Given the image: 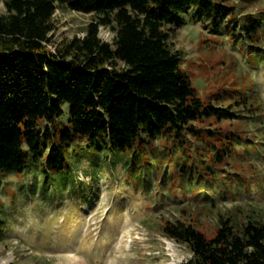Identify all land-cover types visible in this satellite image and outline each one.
Wrapping results in <instances>:
<instances>
[{
    "label": "trees",
    "instance_id": "1",
    "mask_svg": "<svg viewBox=\"0 0 264 264\" xmlns=\"http://www.w3.org/2000/svg\"><path fill=\"white\" fill-rule=\"evenodd\" d=\"M229 1L0 0V183L32 163L44 178L50 173L62 180L71 174L68 147L83 142L91 156L95 147L109 153L107 162L136 187L153 175L159 187L168 178L171 184L197 183L196 194L213 199L216 191L206 184L222 191L230 174L237 175L225 167L235 142L246 146L244 152L255 146L241 133L200 132L194 122L209 115L230 118L241 104L257 121L244 94L255 83L234 89L246 99L219 108L205 104L170 37L181 25L180 14L191 9L189 17L225 32L232 44L252 46L248 62L264 64L252 53L264 43L259 18L236 17ZM57 7L92 14L93 20L81 37L51 50ZM100 26L113 32L111 41L99 37ZM1 204L0 232L6 222ZM160 230L189 250L187 264H264V218L253 214L220 216L209 237L182 220L164 221Z\"/></svg>",
    "mask_w": 264,
    "mask_h": 264
},
{
    "label": "rangeland",
    "instance_id": "2",
    "mask_svg": "<svg viewBox=\"0 0 264 264\" xmlns=\"http://www.w3.org/2000/svg\"><path fill=\"white\" fill-rule=\"evenodd\" d=\"M228 4L235 6L236 17L257 15L259 28L264 29V0H230ZM189 13L191 9L180 14L181 25L170 41L181 53L182 69L198 95L216 108L248 96L246 105L252 103L249 107L257 109V121L249 119V111L241 104L230 118L217 120L209 115L194 122L200 132L241 133L254 142V150L246 152V146L235 142L225 167L237 175L226 179L228 187L218 191L207 183L206 190L216 191L213 199L209 193L207 199L196 194L197 183L171 184L168 178L159 187L153 175L145 176L149 182L136 187L107 162L109 153L95 147L91 156L89 147L78 142L68 147L71 174L62 180L50 173L44 178L37 163L2 178L0 200L6 222L0 232V264H187L189 250L161 233L164 221L191 222L209 237L220 216L264 218V64L247 61L252 46L237 47L225 32L211 30ZM92 20V14L57 7L48 47L52 50L81 37ZM98 35L111 41L113 32L100 26ZM260 45L262 50L252 52L257 60L264 58V43ZM251 81L255 86L245 90L246 98L234 90L244 89ZM187 139L194 138L189 134ZM59 180L62 183L56 184Z\"/></svg>",
    "mask_w": 264,
    "mask_h": 264
}]
</instances>
